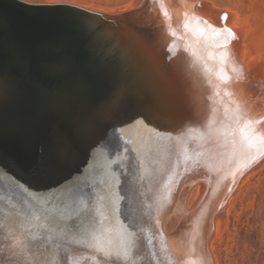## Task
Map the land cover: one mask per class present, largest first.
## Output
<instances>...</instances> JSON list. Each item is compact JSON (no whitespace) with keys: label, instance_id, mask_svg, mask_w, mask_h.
I'll list each match as a JSON object with an SVG mask.
<instances>
[{"label":"water","instance_id":"1","mask_svg":"<svg viewBox=\"0 0 264 264\" xmlns=\"http://www.w3.org/2000/svg\"><path fill=\"white\" fill-rule=\"evenodd\" d=\"M242 40L207 3L0 0V264H214L228 201L264 164L236 131L264 135Z\"/></svg>","mask_w":264,"mask_h":264},{"label":"rangeland","instance_id":"2","mask_svg":"<svg viewBox=\"0 0 264 264\" xmlns=\"http://www.w3.org/2000/svg\"><path fill=\"white\" fill-rule=\"evenodd\" d=\"M24 1L63 2L106 11L127 7L134 2V0ZM202 1L220 10H229L230 14L235 15V21L238 22L235 23L245 37V58L256 65L260 66L262 63L264 66V0H261V3L260 0ZM192 201L193 197L188 203ZM212 253L216 264H264V167L254 173L242 186L239 194L230 201L225 228L220 241L212 244Z\"/></svg>","mask_w":264,"mask_h":264},{"label":"bare ground","instance_id":"3","mask_svg":"<svg viewBox=\"0 0 264 264\" xmlns=\"http://www.w3.org/2000/svg\"><path fill=\"white\" fill-rule=\"evenodd\" d=\"M136 1L137 0H134V2L132 4H134ZM188 1L189 2H195V3H206V2H204L202 0H188ZM260 3H261V0H260ZM262 5H263V2H262ZM222 11L233 17L234 26L238 28V26H237L238 22L235 21V15L233 16L232 14H230L228 12L229 10L228 11L222 10ZM235 22H237V23H235ZM242 33H243V31H242ZM242 38H243V40H242L241 51L239 53V57H240V60L242 62V65H243V68H244V72H245V75H246V95H247V97L249 98L250 101L251 100H264V66H262L263 65L262 63H261L260 66L258 64L256 65L253 62L249 61V59L245 58V56H244V52H245V41H244L245 37H244V34H242ZM254 50H256V49H254ZM262 167H264V164L260 165V166H257V167H254V168H251V170L247 173V175L239 183V185L236 188L235 192L233 193L232 197L228 201L227 208H226V210L223 213L224 220H223L222 226L220 228V231H219L218 235L213 240L212 244L220 241V239H221L222 232H223V230L225 228V225H226V222H227V215H228V211H229L230 201L232 199H234L239 194L242 186L249 180V178ZM198 192H199V187H196V188H194L192 190L189 199L191 197H193V201L191 202L192 203L191 204V203H188L189 202V200H188V202L186 204V209H189L194 204L195 198H196ZM212 244H211V247H210L211 252H212ZM212 255H213V253H212ZM214 264H216L215 259H214Z\"/></svg>","mask_w":264,"mask_h":264},{"label":"snow or ice","instance_id":"4","mask_svg":"<svg viewBox=\"0 0 264 264\" xmlns=\"http://www.w3.org/2000/svg\"><path fill=\"white\" fill-rule=\"evenodd\" d=\"M201 31H203V29H201ZM225 31L231 34L228 29H225ZM215 35L219 37V39L215 40L214 43L218 45L228 43L225 38L220 37L219 30H216ZM236 120L237 123H239V117H237ZM236 131L239 134L240 147L246 153L250 163L256 161L258 156H264V135L257 133V131L251 127L250 122L239 126ZM146 244L149 248L150 256L155 259L156 253L152 251L153 238L151 236H147ZM161 250L164 251L163 247Z\"/></svg>","mask_w":264,"mask_h":264}]
</instances>
